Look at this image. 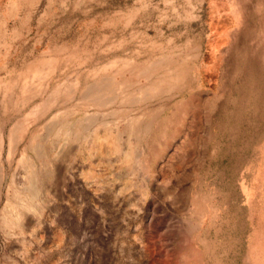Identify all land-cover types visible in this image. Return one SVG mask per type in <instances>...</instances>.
<instances>
[{"label":"rangeland","instance_id":"obj_1","mask_svg":"<svg viewBox=\"0 0 264 264\" xmlns=\"http://www.w3.org/2000/svg\"><path fill=\"white\" fill-rule=\"evenodd\" d=\"M0 264H264V0H0Z\"/></svg>","mask_w":264,"mask_h":264},{"label":"bare ground","instance_id":"obj_2","mask_svg":"<svg viewBox=\"0 0 264 264\" xmlns=\"http://www.w3.org/2000/svg\"><path fill=\"white\" fill-rule=\"evenodd\" d=\"M234 82V81H233ZM233 88V87H232ZM100 89L98 88V87H90L89 89H87V90H85L83 93H82V97H81V99L83 100V101H85V102H87V101H93L92 103L93 104H96L98 101H100L101 99H103V97L101 98V99H99V98H96V95H97V93L98 92H100L99 91ZM102 90V89H101ZM111 97V96H110ZM109 98V97H108ZM112 100V99H111ZM44 107V106H43ZM252 108V107H251ZM15 138L14 137H12V138H10V149L12 150L13 149V147H14V145H15ZM34 151V153L37 155V156H39L40 154V150L39 149H34L33 150Z\"/></svg>","mask_w":264,"mask_h":264}]
</instances>
